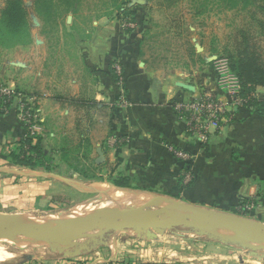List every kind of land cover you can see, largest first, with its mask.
Returning a JSON list of instances; mask_svg holds the SVG:
<instances>
[{
    "label": "crops",
    "instance_id": "1",
    "mask_svg": "<svg viewBox=\"0 0 264 264\" xmlns=\"http://www.w3.org/2000/svg\"><path fill=\"white\" fill-rule=\"evenodd\" d=\"M131 11L138 18L133 29H123L112 15L86 23L70 13L74 19L55 26L64 38L31 37L30 69L8 83L34 100L48 169L15 162L28 134L15 108L0 114V211H43L59 205L55 199L107 185L124 191L121 196L133 204L143 197H166L239 215L240 204L254 201L242 217L264 222V113L232 104L217 88L212 65L217 55L209 38L190 34L185 57L181 48L177 52L168 44L174 32L184 43L180 30L185 28L179 21L157 20L148 5H135ZM165 27L170 29L163 33ZM78 29L82 36L67 31ZM174 52L180 58L194 54L201 61L171 67ZM114 65L121 67V86ZM204 92L227 104L228 115L203 140L187 133L175 104H189ZM121 94L126 105L119 103ZM255 94L264 101V88ZM113 138L117 144H111ZM169 146L190 160L176 159ZM97 150L104 158L100 164ZM113 232L119 233L113 243L96 245L77 257L51 252L5 264H247L227 243L187 246L196 253L159 244L152 254L136 250L122 231ZM166 232L145 242L157 243Z\"/></svg>",
    "mask_w": 264,
    "mask_h": 264
},
{
    "label": "rangeland",
    "instance_id": "2",
    "mask_svg": "<svg viewBox=\"0 0 264 264\" xmlns=\"http://www.w3.org/2000/svg\"><path fill=\"white\" fill-rule=\"evenodd\" d=\"M8 0H0V13L6 6ZM136 0H81L77 8H75L76 15L85 19L86 23L92 21L97 16H114L122 22V12L127 9H131L136 4L133 3ZM144 5L150 6L152 12H154L157 20L166 21L176 19L179 21L185 29H181L183 44L179 43L177 34L168 38L169 46L181 50L185 53L189 52L190 45L189 39L190 34L198 33V37L206 39L209 38L211 47L217 48L218 51L223 49L224 45L228 44L229 41H233L235 34L242 25V19L236 15L235 12L227 7H223V0H212V5H209L208 9H202L200 13H196L199 7L195 0H143ZM219 1V2H218ZM25 8L26 19L28 21V42L25 44L8 45L2 38H0V86L11 87L16 93L21 94L25 98H30L31 94H26L16 84H9L8 81H13L16 78V74H21L30 69V56L29 49L31 44V37H53L57 34L63 36L64 33L61 29L55 28L56 25L63 21H71L74 19L69 13H60L56 11L54 14H47L45 12H36L34 6V0H20ZM199 2V1H198ZM200 3V2H199ZM140 6V5H139ZM166 9V10H165ZM53 15H55L53 17ZM67 16V18H65ZM52 19V20H51ZM78 20H76L77 22ZM75 22V23H76ZM192 26L189 30V27ZM163 33L168 32L170 27H165ZM70 35H83L81 31H69ZM67 33V32H66ZM158 32H156L157 34ZM64 38V36H63ZM65 39H67L65 37ZM158 39V38H156ZM181 39V38H180ZM183 47H181L182 45ZM156 47V45H155ZM185 50V51H184ZM217 57H222L217 55ZM201 59L194 56L188 58H180L178 53L174 52L172 58L168 61V65L171 67H182L188 66L189 64L195 65L200 63ZM24 70V71H23ZM23 71V72H21ZM21 72V73H20ZM19 78V76H18ZM34 105V100H32ZM35 109V106H34ZM86 189V193H79L74 197L67 199H55L59 202L57 206L45 209L43 211H31L23 213L14 212H1L0 216L5 218H12L17 223H28L31 227L37 226L43 227H58L65 225L68 218L78 219V217L70 216L76 213H82L86 210L91 211L89 217H96L100 212L104 210L114 209L122 205V198L116 197L115 202H112L111 193H118V190L110 188L109 186H100L96 188ZM101 200L99 197H101ZM109 206V209H102L103 206ZM91 208V209H90ZM90 209V210H89ZM86 216V215H84ZM79 216V217H84ZM1 231V230H0ZM124 238L129 237L131 245L142 250V253L149 250L153 252L157 251V248L162 246L164 249H185L188 253H196V251L189 250L187 246L194 245L195 247H201L204 244L209 243H220V237L224 236L216 231L209 233L206 228H200L197 231L189 227H173L167 237L162 238L157 243L145 242L144 237H137L132 230L123 231ZM119 233L113 231H107L103 236L98 235V229H92L88 232L74 236L70 242L75 246L86 245L88 247L94 246L95 243L109 244L114 242V238ZM172 235L173 237H171ZM23 236H6L0 237V264L14 263L21 256H40L45 253H51V246L56 244V241L42 242L43 245H35L32 241L23 240ZM139 239V240H137ZM132 240V241H131ZM141 241V242H140ZM30 244V245H29ZM60 245L61 243H57ZM226 245L231 246V252L234 255H239L241 259L247 261V264H264V243L251 244L248 249H243L237 244L227 243ZM31 246V247H29ZM27 247V248H26ZM194 248V247H193ZM26 249V250H25ZM44 249V250H43ZM192 249V248H190ZM40 251V252H39ZM56 253L62 254V250H57ZM252 253H256L253 255ZM139 259V258H138ZM146 259V258H145ZM145 261L144 259H139ZM254 261V262H253Z\"/></svg>",
    "mask_w": 264,
    "mask_h": 264
},
{
    "label": "water",
    "instance_id": "3",
    "mask_svg": "<svg viewBox=\"0 0 264 264\" xmlns=\"http://www.w3.org/2000/svg\"><path fill=\"white\" fill-rule=\"evenodd\" d=\"M143 5V0L133 1ZM215 57L212 59L214 60ZM97 164L103 162L102 152L97 150ZM102 196L99 197L101 200ZM164 204L160 206L159 204ZM68 223L58 227H31L28 223H17L12 218L0 216V237L23 236L35 241H60L53 244L51 251L62 250L64 257H77L94 246H77L74 249L72 238L92 229H98V235L107 231L132 230L137 237L153 240L173 227H189L194 230L206 228L209 233L222 230L226 233L220 237L222 243H234L243 249L251 244L264 243V222L239 215L206 209L166 197H152L140 207L128 209L104 210L96 217L68 218ZM256 255V253H252Z\"/></svg>",
    "mask_w": 264,
    "mask_h": 264
},
{
    "label": "trees",
    "instance_id": "4",
    "mask_svg": "<svg viewBox=\"0 0 264 264\" xmlns=\"http://www.w3.org/2000/svg\"><path fill=\"white\" fill-rule=\"evenodd\" d=\"M80 1L34 0V6L38 13L54 14L56 11L75 13V8ZM195 2L199 7L196 13H200L202 9H208L209 5L213 4L212 0H195ZM222 5L240 16L242 25L233 41L225 44L221 51L217 48L213 49V53L226 59L231 72L237 77L241 106L252 108L257 113H264V101L259 100L255 94L258 87L264 88V0H223ZM121 15L123 20L127 19L134 23L138 19L131 9L125 10ZM0 38L8 45H21L28 42V21L20 0H8L2 9ZM0 114L2 115L1 112ZM40 144L41 139L38 136L34 143L32 138L28 137L20 147L18 155L14 157L15 162L33 168L48 169V160Z\"/></svg>",
    "mask_w": 264,
    "mask_h": 264
},
{
    "label": "built area",
    "instance_id": "5",
    "mask_svg": "<svg viewBox=\"0 0 264 264\" xmlns=\"http://www.w3.org/2000/svg\"><path fill=\"white\" fill-rule=\"evenodd\" d=\"M134 22L130 20L122 21V28L125 30L133 29ZM213 72L215 74L216 86L222 93L230 99L232 104H241L239 97L240 88L237 77L231 72L228 62L223 57H216L213 62ZM116 75V83L121 86L123 83V74L119 65L113 66ZM119 103L126 105V99L121 94ZM32 98H25L16 93L11 87L0 86V112L7 115L12 108L17 110V118L26 128L28 137L32 138L33 143L39 135L40 121ZM175 110L178 118L183 119L187 125V133L190 136H197L200 139H206L210 128H219V124L224 122L228 115V105L217 99L210 92L202 93L198 98L189 104H175ZM118 140L113 138L111 144H117ZM26 149V146H24ZM168 150L180 161H189L190 157L186 153L176 150L169 146ZM188 179V177H186ZM254 201H247L238 206L240 216L246 215L254 208Z\"/></svg>",
    "mask_w": 264,
    "mask_h": 264
},
{
    "label": "bare ground",
    "instance_id": "6",
    "mask_svg": "<svg viewBox=\"0 0 264 264\" xmlns=\"http://www.w3.org/2000/svg\"><path fill=\"white\" fill-rule=\"evenodd\" d=\"M121 194H125V192L124 191H118V193H111V198H112V202H115V199H116V197H122L121 196ZM127 197H128V195H126ZM122 199H123V203H122V205L120 206V207H115L114 209H112V210H117V209H128L129 207H140L141 205H143L144 203H146L147 201H148V198L147 197H143V198H141V199H139V201L138 202H136V203H131L130 202V200H128V198H126L125 196L124 197H122ZM160 206H163L164 204L162 203V204H159ZM109 209V206L107 205V206H103L102 207V209ZM91 209V208H90ZM89 209V210H90ZM90 212L91 211H88V210H86V211H84V212H82V213H76V214H72V215H70V216H72V217H74V216H76V217H79V216H84V215H90ZM70 218V217H69ZM216 232L217 233H219V234H221V235H226V233L224 232V231H222V230H216ZM79 236V235H78ZM23 238V240H26V241H32V242H34L35 243V245H39V246H41V245H43V243L42 242H40V241H35V240H32V239H30V238H28V237H22ZM57 243H60V241L59 242H57ZM56 243V244H57ZM30 245V244H29ZM58 245V244H57ZM29 247H31V246H29ZM42 247V246H41ZM27 248V247H26ZM26 250V249H25ZM44 250V249H43ZM40 252V251H39ZM30 255V254H29Z\"/></svg>",
    "mask_w": 264,
    "mask_h": 264
}]
</instances>
